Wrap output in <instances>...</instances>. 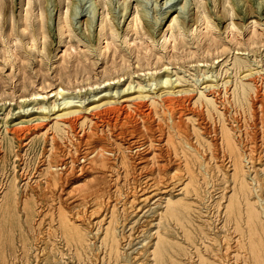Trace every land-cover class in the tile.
<instances>
[{"label": "bare ground", "instance_id": "obj_1", "mask_svg": "<svg viewBox=\"0 0 264 264\" xmlns=\"http://www.w3.org/2000/svg\"><path fill=\"white\" fill-rule=\"evenodd\" d=\"M75 1L76 0H20L19 14L18 17L15 18L13 12L8 11V2L0 0V38L6 45L3 53L4 64L10 63V65H12L16 56H18L20 60L33 59L39 56V62L45 60L46 62L50 61L52 55H50L51 52L49 45L45 41V38L47 37L46 28H48L50 24L49 19H51L52 15V9H50V6L53 4L55 10H58V44L64 43L66 46L60 59L66 64L63 66L61 65L62 67L60 68H56L55 73L60 78V84L49 91L54 90L53 95L56 96L60 94V97L57 98L61 99V101L54 99L49 104L44 105L41 103L45 102L44 99H42L43 97L35 96L32 99L33 103H36L37 108L47 107L49 110L52 108L54 110L57 106V109L52 112V122L46 127V129H44L43 132L36 129L37 125L30 126L25 123L44 117V115H39L33 119L29 118L28 120H19L14 123L12 127H4V130L5 132L7 131L10 133L11 139L31 137L30 140H33L36 136L46 134V130L48 128L53 130L50 138L47 139L49 140L48 148H45V152L47 153L49 159L46 167L43 165V167H45L43 170L45 174V177L43 178L45 184H43L40 196L47 195L49 202L53 199H57L58 204L55 205V207L58 205V208H55V211L57 210V214L55 213L57 215V225L55 227L60 232L57 234L60 238H63V245H66L68 250L72 251L73 258L77 261V264L82 260L84 261L85 257L89 259V254H91L89 252L90 250H94L96 247L95 245H102V247H104L107 252L109 263L112 262L111 264H145L144 260L147 255L146 249L144 253L142 249L144 246H142V244V248H140L141 246L139 245V247H132V244L134 240L136 243H140L142 240L140 237L149 233V236L156 238L152 244L153 249L150 252L152 255L150 258L152 260L151 264H185L184 261L180 262L174 259V253L176 255L178 252L180 255V253H184L186 248L184 249L183 244L174 239L171 235L170 231L172 228L170 229L171 222H169L170 220H174L176 223H179L178 226H181L185 232L184 234H187L186 239L188 236H191L190 221L192 220L191 218H182V215L185 214L186 216L191 217L192 207L190 206V201L188 202L190 197L188 196V183L179 186L182 182H180L181 176L178 170L182 164L183 167L185 166L187 168L193 166L192 163H194L193 161L196 159L195 157L198 152L204 153L203 151L207 150V153L212 155L213 150L217 151V146L221 144V147L227 148L226 152L229 150V155H232L230 156L232 157L233 161H231L233 163L231 161L230 162L233 164L231 172L233 176L229 172L228 173L231 175V178L234 179L235 184L234 185L232 182L234 185V188L232 187L233 193L231 192L232 194H230L229 199L227 198L228 201L226 200L227 203L224 204L225 218H229V220L231 219L234 222V226L235 224L237 226V219L244 210V208L241 210L239 206L240 203L242 204V201H244V214L246 213L247 215V219H244L247 225H244L249 231H247L249 234L247 238H245L247 239L246 241L244 240V237L242 240V233L237 232L238 237L236 236L237 238L236 242L234 241V248L231 249L233 253L225 259L222 257L225 261H223V263L230 264L229 260L233 257L236 259V262L237 259L240 258L241 260L239 261H244L247 264H264V218L255 206L256 204L254 201L256 202V200L253 197L252 200H254H250L251 194L249 193L253 190L251 185L252 183L248 180L251 179H246L245 166L242 164L240 157L241 149L238 151V142L236 143V140L230 135V130H228V128H226V126L222 123L221 125H223V127L220 136L216 133L219 141L210 142L212 140L211 137V140L203 138V141L198 140L199 142L195 139V142H198L199 145H201L200 148L196 143L195 145L192 142H187L186 150L184 149V145L177 146L174 142L175 139L173 140V133L178 132V126L180 125L179 121L174 117L173 111L176 108L182 110V108L186 109L191 106L199 107V109L201 107L204 108L203 110H206L207 113L214 111L220 116V106L223 107L227 104L241 106L244 105V103L250 102L249 92H254V86L246 80L245 76L247 73L242 74L244 71L250 70V66L252 64L247 55H242L243 53L238 52L237 50L234 52L231 59L226 58L221 62V65H223V62H226V64L225 66L219 68L217 75H221L222 73L225 74L228 70H230L229 72L232 74L229 80L225 79V77L221 79V84L223 86L229 82L230 89L228 97L223 96L221 99L215 95L214 91L212 92L210 90L209 87L211 84L206 82L208 80V76L212 75V73L209 75L206 74L207 71L199 66L204 65V61L207 59H204L201 62L200 59H197V56L202 57L207 55L210 49L209 46H215V42L211 35L214 29H217L216 23L214 22V19L217 18V16L224 17L226 18L225 20L228 21L225 24V29H241L242 26H239L241 24L234 20V16L239 15L240 12H242V16L254 13V11H256L255 9L259 7L260 1L184 0L182 5L176 6V2H178V0H163L161 2H158L160 0H153L154 13L149 14V12L146 11L140 3L141 0H135L133 9L131 0H122L117 5L112 0H93L92 9L94 12L91 16L89 15L83 19L81 24H77V22H79L78 16L84 15V2L82 3V0H78L77 4L79 3V5H77ZM107 1H110L112 4H109ZM189 5H193L192 9L195 8L193 13H189L188 8L185 9ZM96 14L97 19L94 18ZM128 16L129 20L126 23L125 30H122L120 27L121 18L126 19ZM169 17V22L162 31V34L158 38H155V27L157 24H160L164 18H166L167 21ZM257 18L258 16L255 14L248 16L246 20H249L245 26L251 27L252 31H254V29H256L255 26L257 24H261L260 21H257ZM16 21H20V24L16 23ZM8 22L9 24L11 22L9 29L7 28ZM15 27H17V29H15ZM252 43H254L253 40H247L246 45L250 46ZM194 44H196V46L193 48L192 45ZM199 46L203 47L202 50L200 47L201 52L198 50L200 54L195 52ZM245 49H248V52H252L251 55L254 59H257L255 48ZM132 53L134 54L133 56L135 59L133 58L134 61L131 60L130 62ZM194 55L196 58L194 60L190 59ZM258 56H261V54H258ZM164 57L165 60H163ZM117 58H119L118 61ZM98 61L105 64L109 61L111 62L109 66H105L102 69V75H99L101 76V79L96 77L97 79L95 78L94 80H90L92 67L97 65ZM193 62L195 63L193 64ZM169 65L172 66L169 67ZM176 65H178L176 69H171ZM190 66H194L193 69L195 71L194 73H189L191 75L186 76L185 72L189 71ZM162 68L163 70L160 71ZM135 72V76H138L136 78L133 77ZM125 75L126 79L128 78V82L124 88L119 89L116 83L123 80ZM142 76L143 80H145L148 85L147 89L140 79ZM199 76H201V78H199ZM64 77L67 81L64 80ZM79 78L81 79L79 80ZM200 79L201 81H199ZM72 80L81 82V84H74V88L77 86L81 87L85 84L93 86L92 84L96 83L98 85L104 83V87L106 88H100L95 92L91 91L93 93L88 91V95H91L93 98L80 105L75 102L81 103L84 101L83 98H88L89 96L86 97V92L83 96H81V94L79 95V93L73 94L72 91L69 93H62L65 89L64 84H71ZM197 81H199L200 86L196 84ZM152 84L155 85L153 87V91H149ZM131 88L134 90L130 91L128 94H120ZM190 91H194L192 96L184 95ZM226 92L227 90H225L223 94ZM30 94L42 95L43 93L34 91ZM20 96H23V94ZM76 97L77 99H75ZM60 104H62L61 108L59 107ZM25 105L27 104H21L20 107L23 109ZM201 112L203 113V111ZM8 113L9 111L6 112V114ZM178 113H180V111ZM179 116L181 117V115ZM182 121H184V119ZM78 123L82 125L79 135L75 137L73 134L77 128L75 131L70 130L75 137V142L69 140L71 141V144H59L57 139L67 132L66 128L68 129L69 127L72 129L76 124L78 125ZM190 131H192V129ZM207 132L203 134L206 135ZM184 133L181 134L185 135ZM212 134L214 135L215 133L212 132L210 135ZM55 136L59 138L55 140ZM191 137L190 139H192ZM193 137L196 136L193 135ZM242 137H244V135ZM63 139L65 140V138ZM247 139L243 140L242 138V143ZM251 142L253 141L251 140ZM250 150L252 149L250 148ZM178 152L185 155L182 163L177 158ZM215 157L216 156H214V158ZM255 158H257V162H259L258 157ZM228 159L230 160V158ZM243 159H245V157ZM222 160L223 159H221V161ZM221 161H219L220 164H223ZM248 161L249 160H247V162ZM208 162L210 163V160ZM214 164L219 163L215 162ZM216 166L218 165H215L214 167ZM219 167L222 166L219 165ZM215 169L217 170V168ZM257 169L255 167V170ZM251 177L255 179V177ZM227 178L231 179L229 177ZM28 179L31 178L28 177ZM29 183L31 182L29 181ZM32 186L33 184H31V187L25 186L23 190L18 192L15 182L11 181L6 187V190L2 189L4 193L0 197V204L4 207L1 219L3 239L11 238L9 237L8 228L11 229V225L14 221V210L16 205L18 202H21L20 204H22L23 208L28 206L32 196V189L35 188ZM125 186L131 187L130 191V188H127L128 194L125 193V200L129 202L128 208L133 206V210L137 211L140 203L142 205H147L149 204L148 202H150L149 200L153 198L154 200L152 201V204L154 203V205H159L158 207L161 208L156 211L157 214L155 212L154 218H152V216L151 219H148V217L145 218L147 220H145V223L142 225V228L144 227L145 229H142L140 231L141 233L138 231L140 230L139 228L136 230L138 231L137 234L133 233L125 235L123 233L124 227L127 223H130L131 219L129 220L127 217H123L122 215L124 214H120V216H122L120 219L117 216L118 214H116V209H118L116 199L120 195L118 194L119 196L114 198V193H116L115 191L121 187L124 188ZM117 193L121 192L117 191ZM116 196L117 195H115V197ZM47 201L48 200H46V202ZM89 201V206H86V203ZM49 205H47L48 209ZM63 206L74 209V211L72 210V217L66 215ZM120 209H122L123 213V211L127 208L125 209L123 205ZM46 211L48 212L47 209ZM118 211L121 212V210H117V212ZM67 213L69 214V212ZM197 216L198 215H196V217ZM49 218L48 221H50ZM198 218L195 220H198ZM202 219L203 217L201 220ZM140 220L139 222H141ZM132 221H135V219H132ZM228 221H226L227 224ZM199 222L201 224V221ZM242 223L240 222V224ZM200 224H194L192 229L195 228L201 231L202 225ZM152 227L155 228L154 231H151ZM51 228L50 230H54ZM235 228L233 230L237 231L238 229L236 230ZM129 229L131 230V228ZM240 229L241 227L239 230ZM46 232L47 231L43 233ZM40 235L38 234L39 237ZM144 239L146 238L144 237ZM96 241L100 244H95ZM47 242L49 243V241ZM54 242L55 241H53V243ZM34 245H36V243ZM227 245L225 247H227ZM20 246H22V244ZM49 246L52 247V245H48L49 249ZM51 249L54 250L53 253L56 251L55 247H52ZM100 250L102 249L100 248ZM59 251L60 250L57 252L59 253ZM92 253L94 252L92 251ZM95 255H97L96 252ZM182 256H184V258L186 257L185 255ZM182 256H178L177 258L179 259ZM101 257L100 259L103 260L106 256L104 258ZM107 257L104 259L106 262L108 260ZM198 257L199 259L197 264L215 263V261L213 262L210 259L208 260L207 257L210 256L205 257V253L204 256L198 255ZM96 260L98 261V259ZM89 262L91 261L89 260Z\"/></svg>", "mask_w": 264, "mask_h": 264}, {"label": "rangeland", "instance_id": "obj_2", "mask_svg": "<svg viewBox=\"0 0 264 264\" xmlns=\"http://www.w3.org/2000/svg\"><path fill=\"white\" fill-rule=\"evenodd\" d=\"M5 1L8 2L7 3L8 11L13 12V15L15 16V18H17L18 14H19V9H20V0H5ZM77 1L78 0L75 1L76 4H77ZM92 1L93 0H82V3L84 2V7H83L84 8V10H83L84 15L78 16L79 22H77V24H81L83 19H85L89 15L91 16L92 13L94 12V10L92 9L93 8ZM112 1L117 5L122 0H112ZM161 1H163V0H160L158 2H161ZM258 1H260V5L258 8L255 9L256 11H254V13H252V14H255L258 16L257 21H260L261 24H257L255 26L256 29H254V31H252L251 27L245 26L247 21L250 19L249 18L246 20V18H248V16H250L252 14L242 16V12H240L239 15H235L234 20L236 22H238L239 24H241L239 26H242L241 29H235V30L234 29H225V24L228 21H226L225 20L226 18H224V17L217 16V18L214 19V22L216 23L217 29L216 30L214 29V31L211 35V37L213 38V40L215 42V46L214 45L209 46L211 50L209 49V52L207 55H204L202 57L197 56L198 57L197 59H200L201 62H202V60L207 59L206 61H204V65H199V66L202 67L203 69H205V71H207L206 74L209 75L212 73V75L208 76V80L206 82L211 84V86L209 87L210 90L212 92L214 91L215 95H217V97L221 99V98H223V96L228 97V93L230 91L229 82H227L223 86L221 84V79L223 77H225V79L229 80V78H231V76H232V74H230V72H229L230 70H228V72L225 74L222 73L221 75L220 74L217 75L219 68L225 66V64H226V62H223V65H221V62L223 60H225L226 58L231 59L234 55V52H236L237 50H238V52H242L243 53L242 55H247L248 58L250 59V61L252 62V64L250 66V70H246L247 72L244 71L242 74L247 73L245 76L246 80L254 86V92L253 91H250L251 93L249 92V96H250L249 101L250 102L244 103V105H241V106L240 105L235 106L233 104H227L223 107L220 106L221 107V108L219 107V111L221 113L220 116L214 111H210L207 113V111L203 110L204 108H201V107L199 109V107L191 106L190 108H186V109L182 108V110L176 108L177 110L174 109L173 112H174V117L179 121V124H180L178 126V132H181V133L185 132L184 133L185 135H182L181 133H178V132H174L173 133V140L175 139L174 142L177 144V146L178 145H184V149H186V150H187V146H186L187 142H192L193 144H195L196 143L195 139H197L196 141H198V140L203 141V138H207V140H209L211 137L212 140L210 139L211 140L210 142H213V141L217 142V141H219L218 135L220 136V134H221V130L223 127V125H221V124L223 123L226 126V128H228V130H230L229 131L230 135L233 137V139L236 140V141L235 140L234 141L236 143L238 142L237 143L238 151L241 149L240 150V152H241L240 157L242 160V164H244V166H245L244 168L246 170V173H245L246 179L250 178L251 180H248V181L249 182L251 181L250 183H252L251 185H252L253 191H250L251 193H249V194H251L250 200H252V197L256 200V202L254 201V203L256 204L255 206H256L257 210H259L262 217L264 218V164H263L264 163V144H263L264 143V141H263V139H264V136H263L264 135V55H263L264 54V0H258ZM107 2L109 4H112V3H110V1H107ZM131 3L133 4V6H132V9H133V7L135 5V0H131ZM140 3L145 8V10L149 12V14L154 13V10H153L154 9V1L153 0H141ZM183 3H184V0H178V2H176V6H180ZM8 4H9V6H8ZM77 5H79V3ZM192 6L193 5H189L185 9L188 8L189 9L188 12L193 13L195 11V8L192 9ZM50 9H52V11H51L52 15H51V19H49L50 24H49L48 28H46L47 37L45 38V41L49 45V48H50V52H51L50 55H52V57L50 58V61H47L48 63L46 62V60L39 62V60H40L39 56H37L36 58H33V59H25V60H20L18 58V56H16V58L13 60L12 65H10V63L4 64L3 63V61H4L3 60V53H4V49H5L6 45L1 41V38H0V197L4 193L3 190H6V187L8 186V184L11 181L15 182L18 192L23 190V188H25V186L31 187V184H33L32 187L38 188V189H35V188L32 189V196L33 197L31 196L29 204L27 207L25 206V208H23L22 204H20L21 202H18V204L16 205V208L14 210V221L11 225V229L8 228L9 237H11V238H8V239L2 238L1 219H2L4 207L2 204H0V230H1L0 231L1 232L0 233V236H1L0 237V248H2L4 246L2 249H0V264H41V260L43 258L44 259L42 260V264H52V263L53 264H65V263L69 264V262H70V264H77L76 263L77 261H75L73 258L72 251L68 250L66 245H63V243H64L63 238L62 237L60 238V236L57 234V233H60L59 230L55 227L57 225L56 224V219H57V215H56L57 212L56 211L57 210L55 211V208L56 209L58 208V205H57V207H55V205L58 204L57 199H53L51 201L52 202L51 203V202H49V198L47 195L46 196H42V195L40 196V194H41L40 192L42 191L43 184H45L44 179H43L45 177V174H44L43 170L45 169L47 162H48V159H49L47 153L45 152V150H46L45 148H48L49 140H47V139L50 138L53 130L48 128L46 130V134L41 135V136L40 135L36 136L33 138V140L32 139L30 140L31 137H27V138L24 137V138H20V139H16V138L11 139L10 133H8L7 131L5 132V130H4L5 129L4 127H12L13 124L18 122L19 120H28L29 118L33 119L39 115H44L43 118L35 119L33 121H30V122H25L30 126L37 125L36 129L41 130L43 132L44 129H46V127L48 125H50L52 122V112L57 109V106L54 108V110H53V108L51 110H49L47 107L46 108H37L36 103H33V101H32L33 97H35V96L43 97L42 99H44L45 102H41V103H43L44 105H47L51 101H53L54 99H58L57 97H60V94L58 96L53 95L54 90H52V91H49V90L56 87L58 84H60V78L56 75L55 70H56V68H60L66 64L63 60L60 59L61 54H62V52L66 46L64 43L58 44L59 43V36L57 34L58 10L57 11L55 10L53 4L50 6ZM94 18L97 19V14L94 16ZM96 19H95V21H96ZM169 19H170V17L166 21V18H164L160 24H157V26L155 27V30H154L155 31V38H158L162 34V31L167 26ZM128 20H129V16L126 19L121 18L120 27L122 28V30H125L126 23ZM16 23L20 24V21H16ZM10 26H11V22H10V24L8 22L7 28L9 29ZM15 29H17V27H15ZM247 40L248 41L253 40L254 43H252V45H250V46H247L246 45ZM102 44H104V43H102ZM192 46L194 48L196 46V44H194ZM200 47L202 50L203 47L199 46V48H197L195 52L200 54V52H201ZM245 48H255L256 53H257V56H256L257 59H254V57L251 55L252 52H248V49H245ZM198 50L200 52H198ZM258 54H261V56H258ZM131 55L133 56L134 54L132 53ZM132 56L130 57V62H131V60L134 61V59H135V57L134 56L132 57ZM195 58L196 57L194 55L190 59L194 60ZM56 60H58V61H56ZM118 60H119V58H117V61ZM163 60H165V57L163 58ZM110 62L111 61H109L105 64V63H100V61H98V64L94 65L92 67V70L90 73V75H91L90 80H94L96 77L101 79V76H99V75H102L101 74L102 69L105 66H109ZM194 63L195 62H193V64ZM171 66L172 65H169V67H171ZM177 66L178 65H176L175 67H173L171 69H176ZM193 67L194 66H190L189 71L185 72L186 76L191 75L189 73H194L195 70L193 69ZM162 70H163V68L160 69V71H162ZM135 75H136V72L133 74V77L134 78L138 77ZM199 78H201V76H199ZM80 79L81 78H79V80ZM140 79L142 80V83L144 84L145 88L147 89L148 85L146 84V81L143 80V76ZM64 80H65V77H64ZM65 81H67V79ZM199 81H201V79ZM199 81H197L196 84L200 86ZM127 82H128V78L126 79V75H125L123 77V80H120L116 84L118 85L119 89H121V88H124L126 86ZM77 83L81 84V82H78L76 80H72L71 84L65 83L64 84L65 89L62 93L63 94L69 93L72 91L73 94L79 93V95L81 94V96H83V94L86 92V97L89 96L88 98H83L84 101H82L81 103L75 102L76 104H80V105L90 101L93 98V97H91V95H88L89 94L88 91H90V93H93V92L99 90L100 88H106V87H104L105 86L104 83H101L99 85L97 83L92 84L93 86L85 84L81 87L77 86L74 88L73 85L77 84ZM154 86L155 85L152 84L149 91H153ZM190 88H191V86H190ZM133 90L134 89L131 88V89H128L127 91H124L123 93H120V94H128L130 91H133ZM225 90H227V92L225 94H223ZM34 91L41 92L43 94L42 95L30 94L31 92H34ZM91 91H93V92H91ZM22 94H23V96H20ZM193 94H194V91H190L184 95L185 96H192ZM75 99H77V97ZM58 101H61V99H58ZM25 103L27 105H25L22 109L20 106H21V104L24 105ZM59 107L61 108L62 104H60ZM7 111H9L8 114H6ZM177 111L178 112L180 111V113H178ZM201 111H203V113ZM204 113H206V114H204ZM177 114L181 115V117ZM183 119H184V121H182ZM180 121H182L183 123ZM197 123L200 127L197 125ZM125 125H129V124H125ZM183 125H184V127H183ZM83 126H86V125H83ZM81 128H82V125H80L79 123H78V125L76 124L74 126V128H72V129L68 127V129L66 128L67 132L64 133L65 135L63 134V136H61L60 138L55 136V140L57 138H59L60 141L62 140L60 142L59 139H57V142L59 144H62V145L63 144L66 145L68 143L71 144V141L75 142V137L80 134L79 131H81L80 130ZM75 129H76V131L79 129L76 134H75V132H76ZM189 129L190 130L192 129V131H190ZM70 130L75 131V132H73L75 137L73 136V134L71 133ZM188 130H189V132H188ZM214 130H216V131H214ZM207 131H210L211 133L213 132L215 134L217 133L218 135L217 134L216 135L215 134L210 135L211 133L207 132ZM206 132H207V134L204 135ZM190 134L192 137L190 136ZM198 134H200V135H198ZM246 134H248V135L250 134L249 135L250 137ZM193 135L196 137H193ZM243 135H244V137H242ZM181 136H183V137H181ZM190 137L193 140L190 139ZM200 137L202 138V140ZM247 137H248V139H247ZM63 138H65V140ZM242 138H243V140L244 139H247V140L242 143V141H243ZM259 138H260V140H259ZM69 140H71V141H69ZM251 140L253 142H251ZM66 141H67V143H66ZM198 142L196 143L197 146L199 145ZM246 142H249V143H246ZM256 143H258V144H256ZM240 145L242 147H244L245 150ZM252 145H253V147H252ZM200 146L201 145H199L198 147L200 148ZM250 148L252 150H250ZM226 149L227 148L221 147V144H219L217 146V151L213 150L212 155L208 154L207 150L203 151L204 153L200 152L202 154H200L198 152L196 157H195L196 159L193 161L194 163H192L193 166H190L189 168H187L185 166L183 167V164H182L181 165L182 167L180 166V168L178 170V172L180 173V176H181L180 182H182L181 185H179V186H182L185 183H188V185H187V188L189 190L188 196H190L189 197L190 200L188 199V202L190 201V206L192 207L191 208V217L190 216L188 217L185 214V215H182V218H191V220L193 222L194 221L195 222L193 223L192 221H190V223H191L190 224L191 225L190 226L191 236H188V238L186 239L187 234H184L185 232L183 231V228L181 226H178L179 223H176V221H174V220L169 221V222H171L170 223V229L172 228L170 231L171 235L174 237V239L180 241L183 244L184 249L186 248L184 253H180V255L178 252L176 253V255H175V253L173 254L175 260H178L180 262L184 261L185 264H197L198 259H199L198 255L204 256V253H205V257L210 256V257H207L208 260L210 259L213 262L215 261L214 264H220V263L224 264L223 263L224 259L226 257H229L230 254L233 253V251H231V249L234 248L233 247L235 245L234 241L236 242V238L238 237L237 232L242 233V240H243V237H244L245 241L247 240L245 238H247L249 233H247L248 228L245 226V225H247L245 222V220L247 219V215H246V213L244 214V212H245V207H243V206H245L244 201H242V204L240 203V206H239L241 210H243V208H244V210L240 214V217H239L240 220H239V218L237 219V222H236L237 226H236V224L234 226V224H233L234 222L231 219L230 220H229V218L226 219L225 218L226 215L224 214V209H225L224 204L227 203L230 194L233 193L232 190H233L234 185H235L234 179L231 178V175L233 176V174L231 173L232 172V166H233V164H231V162L233 161L232 157H231L232 155L230 154L231 155L230 156L229 150H227L228 152H226ZM243 150H244V152H243ZM200 151H202V150H200ZM181 154H182L181 152L180 153L178 152L177 158L182 163L183 157H185V155L182 154V157H181ZM248 155H249V158L253 159V160H250L248 158ZM261 155H262V157H261ZM214 156H216L215 157L216 161H215ZM254 156L258 157L259 162H257V158H255ZM244 157H245V159H243ZM46 158H47V160H46ZM228 158H230V160ZM206 159H209L210 163L208 162L209 160H206ZM221 159H223V160L221 161ZM247 160H249V161L247 162ZM214 161L216 163H219V164H214L215 163ZM219 161L223 162V164L222 163L220 164ZM224 161H226V162H224ZM227 161H228V163H227ZM245 161H246V164H245ZM211 162H213V163H211ZM43 165H45V167H43ZM213 165L214 166L218 165V166L214 167ZM219 165L222 167H219ZM225 165H226V167H225ZM227 165H228V167H227ZM261 165H262V167H261ZM39 167L42 169H40ZM255 167H256V169L258 167V169H260V170H258V169L255 170ZM215 168H217V170ZM251 168H252V170H251ZM247 169H249V170H247ZM247 171H249V172H247ZM41 175H42V177H41ZM248 175H249V177H248ZM251 176L255 177L256 180L254 178H252ZM28 177L31 179H28ZM227 177H229L231 179H228ZM28 180L31 183H29ZM252 180H253V182H252ZM232 182L234 185L232 184ZM253 184H254V186H253ZM125 187L124 188L121 187L120 189L117 190L118 192H121V193H117V191H115L116 193H114L115 195H117L116 197L114 195V198H117L120 195L116 199L117 200L116 204L118 207V209H116V214H118L117 216L120 219L122 218V216L127 217L129 220L131 219V221H132V219L133 220L135 219V221H132V222L130 221V223H129L130 225L128 223L125 225L123 233L125 235H130L133 233L137 234L138 231L140 232L142 229H145L144 227L142 228L143 223H145V220H147L145 218L148 217V219H151V216H152V218H154L155 212L157 210H160L161 208L158 207L159 205L157 206V205H154V203L152 204V201L154 200V198L149 200L150 201V202H148L149 204H147V205L143 204L145 206H143L140 203L139 209L137 211L133 210V206L128 208L129 202H127L125 200L126 199L125 195L128 194L127 190L130 188L129 189V191H130L131 187L130 186H125ZM119 190H121V191H119ZM124 190L127 192H125ZM256 192H258V193H256ZM252 193H253V195H252ZM46 200H48V201L46 202ZM127 200H129V199H127ZM126 203H127V206H126ZM243 203H244V205H243ZM89 204H90V201L86 203V206L87 205L89 206ZM47 205H49V209H48ZM123 205H124L125 209L126 208L127 209L125 211H123V213H122V209H120V208H122ZM19 206H20V208H19ZM193 208H194V210H193ZM46 209L48 210V212L46 211ZM63 209H64L67 216L70 217L73 214V212H72V210L74 211L73 208H66L63 206ZM117 210H121V212L120 211L117 212ZM129 210H130V212H129ZM38 211L41 215L38 213ZM53 211H55V212H53ZM67 212H69V214ZM49 213H50V215H49ZM51 213H52V216H51ZM193 213H194V215H193ZM120 214L121 215L124 214V215L120 216ZM148 214H150V215H148ZM156 214H157V212H156ZM200 214L201 215L203 214V215L201 216ZM55 215H56V217H55ZM196 215H198V216L196 217ZM222 216H223V218H222ZM202 217H203V219L201 220ZM48 218L50 219V221H48ZM196 218H198V220H195ZM139 220L141 222H139ZM204 220H205V222H204ZM225 220L226 221L229 220L228 221L229 225L227 224V222ZM199 221H201V224ZM240 222L241 223L243 222V223L240 224ZM49 224L52 228L49 226ZM194 224L202 225L201 231L199 229H195V228L192 229ZM47 225H48V228H47ZM129 226H131V227H129ZM233 227L234 228L237 227L235 229L236 230L238 229V230L234 231ZM240 227H241V229L239 230ZM50 228L54 229V230H50ZM129 228H131L132 231ZM139 228H140V230L136 231ZM154 229L155 228L152 227L151 231L152 230L154 231ZM242 230H243V232H242ZM10 231H11V233H10ZM45 231H47V232L43 233ZM23 232H25V233H23ZM36 232H39V233H36ZM181 232H183V233H181ZM52 233H53V235H52ZM54 233H55V236H54ZM175 233H177V234H175ZM38 234L39 235L41 234L42 236L40 235V237H39ZM56 234L58 235V237ZM148 234H146V235L144 234L142 237H140V239H142L140 243H136V241L134 240L133 244H132V247H137L138 245L141 246V244H142V246H144V247L142 248V246H141L140 248L143 249L144 253H145V249H146L147 255L145 256L146 261L144 260L145 264H151L152 263V260L150 259L152 255L150 254V252L153 249L152 244L156 239L154 237L149 236ZM31 236H33L34 238ZM177 236H179L180 238ZM47 237L49 240L47 239ZM144 237L146 239H144ZM45 238H46V240H45ZM52 238H54V239H52ZM143 239H144V241H143ZM151 240H152V243H151ZM32 241H35V242H32ZM47 241H49V243ZM53 241H55V242L53 243ZM20 243L22 244V246H20L21 245ZM35 243H36V245H34ZM32 244H33V246H32ZM40 244H41V246H40ZM95 244H100V243L98 241H96ZM23 245H24V247H23ZM48 245H52L53 248L55 247L56 251L53 253L54 250L51 249L52 248L51 246H49L50 247V249H49ZM226 245H227V247H225ZM95 246L96 247L94 248V250H90V252H89L92 254V255L89 254V259H87L85 257L84 261L82 260L83 262L81 261L78 264H91V263H93V264H102V263L103 264H111L112 263V262L109 263V259L107 257V252L104 249V247H102V245H95ZM62 247H64V248H62ZM6 248H7V251H6ZM100 248L102 250H100ZM227 248L228 249L230 248V249L228 250ZM24 249L26 252L24 251ZM225 249H227V250H225ZM2 250H3V253H2ZM58 250H60L59 253L57 252ZM92 251L94 253H92ZM102 251H103V254H102ZM95 252L97 253V255H95ZM104 252L106 255L104 254ZM185 253L188 255H186ZM58 254H60V255H58ZM68 254H69V256H68ZM98 254H100V255H98ZM181 254L185 255L186 257L184 258V256H182ZM1 256L3 258L5 257L4 260ZM90 256L91 257L93 256L95 258V260L93 257L91 258ZM101 256L103 258L106 256L108 259L107 260L108 263L106 262V260H104V259H106V257L102 260V259H100ZM178 256L179 257L182 256V257L178 259L177 258ZM51 258H52V260H51ZM70 258H72V259H70ZM85 259L87 260V262ZM96 259H98V261ZM99 259L101 262L99 261ZM89 260L91 262H89ZM148 260H149V263H148ZM239 260H241V259L240 258L237 259V262H239V263H237L236 259L232 257L229 261H230V264H247L244 261H239ZM1 261H4V262H1ZM216 261H218V262H216ZM233 261H235L236 263Z\"/></svg>", "mask_w": 264, "mask_h": 264}]
</instances>
